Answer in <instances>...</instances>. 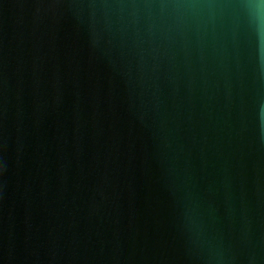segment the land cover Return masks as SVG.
Wrapping results in <instances>:
<instances>
[{
	"label": "water",
	"instance_id": "1",
	"mask_svg": "<svg viewBox=\"0 0 264 264\" xmlns=\"http://www.w3.org/2000/svg\"><path fill=\"white\" fill-rule=\"evenodd\" d=\"M0 264H264V0H0Z\"/></svg>",
	"mask_w": 264,
	"mask_h": 264
}]
</instances>
